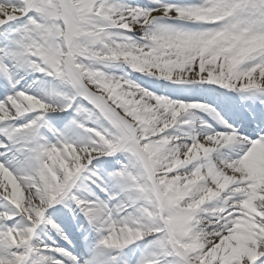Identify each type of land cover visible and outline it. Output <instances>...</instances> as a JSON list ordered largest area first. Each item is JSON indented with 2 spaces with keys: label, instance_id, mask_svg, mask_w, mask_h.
Listing matches in <instances>:
<instances>
[{
  "label": "snow or ice",
  "instance_id": "obj_1",
  "mask_svg": "<svg viewBox=\"0 0 264 264\" xmlns=\"http://www.w3.org/2000/svg\"><path fill=\"white\" fill-rule=\"evenodd\" d=\"M0 264H264V0H0Z\"/></svg>",
  "mask_w": 264,
  "mask_h": 264
}]
</instances>
